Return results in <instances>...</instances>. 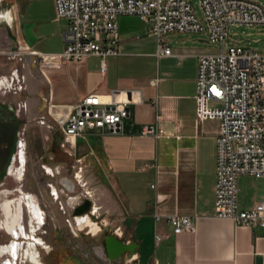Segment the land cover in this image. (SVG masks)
<instances>
[{"label":"crops","instance_id":"crops-1","mask_svg":"<svg viewBox=\"0 0 264 264\" xmlns=\"http://www.w3.org/2000/svg\"><path fill=\"white\" fill-rule=\"evenodd\" d=\"M10 1L20 16L18 48L28 47L22 6L36 7L40 0ZM48 1L52 15L29 20L38 37L30 48L59 52L67 21L56 18L53 0ZM2 15L7 19V13ZM117 24L116 53L105 58L104 73L97 55L69 62L25 60L14 67L23 77V113L38 118L48 104L69 107L92 92L138 90L141 100L127 105L129 115L119 131L86 129L75 141L59 133L64 147L58 144L92 170L102 207L108 211L104 220L118 225L112 234L137 244L130 260L138 264H264V228L236 226L215 215L219 121H199L195 104L197 57L214 53L206 32L165 34L162 44L172 54L162 55L157 39L137 16L119 15ZM50 36L59 44L50 51L41 50ZM145 125L153 126L154 132L142 135ZM54 147L56 152L58 146ZM237 187L241 209L264 200V177L241 175ZM174 214L191 216L194 230L174 233L168 220ZM125 232L127 239L122 237ZM156 234L163 235L158 244Z\"/></svg>","mask_w":264,"mask_h":264},{"label":"built area","instance_id":"built-area-1","mask_svg":"<svg viewBox=\"0 0 264 264\" xmlns=\"http://www.w3.org/2000/svg\"><path fill=\"white\" fill-rule=\"evenodd\" d=\"M55 16L67 21L62 33L64 47L59 52H41L30 47L10 51V59L43 63L81 61L86 56L101 58L100 71L106 70L105 58L116 53L119 15H134L148 25L149 34L158 42V54L170 55L162 44L169 32H206L208 42L220 45L216 53L197 57L196 118L217 119L216 167L214 184L215 215L228 218L236 226L264 228V200L248 209L237 202V178L264 177V54L240 44H229L233 26L264 25V6L253 0H199L200 21L191 0H53ZM12 76L22 88L23 77ZM153 82V81H152ZM138 90H117L109 94L92 92L69 107L48 104L38 122L63 138L75 141L86 129H121L129 115L127 105L139 102ZM65 111H59V108ZM154 132L145 125L141 134ZM64 147V143L60 142ZM81 168H79V171ZM174 233L192 232L189 215L168 218ZM163 238L155 235V243Z\"/></svg>","mask_w":264,"mask_h":264},{"label":"rangeland","instance_id":"rangeland-1","mask_svg":"<svg viewBox=\"0 0 264 264\" xmlns=\"http://www.w3.org/2000/svg\"><path fill=\"white\" fill-rule=\"evenodd\" d=\"M253 1L264 6V0ZM191 4L202 21L199 0H191ZM36 7L22 6V16L27 23L30 19L52 15L48 0H40ZM2 13H7V19H2ZM19 17L10 0H0V246L12 242L20 244L16 258L4 253L0 264L6 260L12 264H138L126 254L118 259H107L104 238L115 232L118 225L104 220L108 211L102 207L98 181L92 170L59 145L56 152L52 151L54 131L41 125L36 116L26 117L24 108L21 109L24 97L22 88L18 90L21 82L12 76V71L17 72L14 67L21 66L25 60L10 59L9 54L20 49L17 43L21 34ZM234 40L264 54V25L230 27L228 43ZM44 43L41 50L50 51L59 41L50 36ZM210 47L214 53L220 49L218 44ZM24 194L35 196L44 216V223L34 234L37 243L33 258L27 257L28 242L33 239L25 205L22 223L27 235L16 237L9 232L14 203ZM122 237L127 239V233Z\"/></svg>","mask_w":264,"mask_h":264},{"label":"bare ground","instance_id":"bare-ground-1","mask_svg":"<svg viewBox=\"0 0 264 264\" xmlns=\"http://www.w3.org/2000/svg\"><path fill=\"white\" fill-rule=\"evenodd\" d=\"M0 84H2V83H0ZM24 205L28 211L30 232H31L32 239H33V242L32 241L28 242L30 253L27 254L28 255L27 257L33 258V255H35V250H36L35 249V242L37 241V240L36 241L34 240L35 239L34 234H35L36 230L40 229L41 225L44 223V216H43L41 210L39 209L36 198L33 194H24V195H22L21 198H19L14 203L15 211L13 213V225L11 227L9 226L10 228L9 227L8 228H9V232L13 233V235L16 237H18L20 234H23L25 236L27 235L24 231V225L22 223L23 222L22 220H23ZM10 212L12 214V209ZM19 246H20V244L18 242H12L8 245L0 246V256L3 255L4 253H10L11 256L13 257V259H15L17 256V250H18ZM4 264H12V262L10 260H6V262Z\"/></svg>","mask_w":264,"mask_h":264},{"label":"water","instance_id":"water-1","mask_svg":"<svg viewBox=\"0 0 264 264\" xmlns=\"http://www.w3.org/2000/svg\"><path fill=\"white\" fill-rule=\"evenodd\" d=\"M23 35L25 37L26 45L28 47H33L34 44L38 41V37L33 32V23H24L23 26ZM54 146H58L61 136L58 132H55L54 135ZM54 146L53 149L54 150ZM137 244L134 242H125L123 239L109 234L104 238V250L107 256V259L114 260L120 258L123 254H126L128 257H132L133 252Z\"/></svg>","mask_w":264,"mask_h":264},{"label":"flooded vegetation","instance_id":"flooded-vegetation-1","mask_svg":"<svg viewBox=\"0 0 264 264\" xmlns=\"http://www.w3.org/2000/svg\"><path fill=\"white\" fill-rule=\"evenodd\" d=\"M56 147H54V149H55ZM49 172V171H48ZM50 173V172H49Z\"/></svg>","mask_w":264,"mask_h":264}]
</instances>
